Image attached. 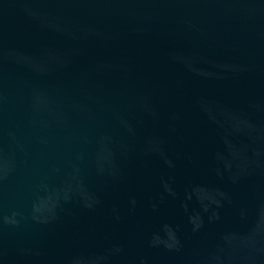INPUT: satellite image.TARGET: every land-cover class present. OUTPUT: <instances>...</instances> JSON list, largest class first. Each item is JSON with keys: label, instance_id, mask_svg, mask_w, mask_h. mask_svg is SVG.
I'll list each match as a JSON object with an SVG mask.
<instances>
[{"label": "water", "instance_id": "obj_1", "mask_svg": "<svg viewBox=\"0 0 264 264\" xmlns=\"http://www.w3.org/2000/svg\"><path fill=\"white\" fill-rule=\"evenodd\" d=\"M0 264H264V0H0Z\"/></svg>", "mask_w": 264, "mask_h": 264}]
</instances>
